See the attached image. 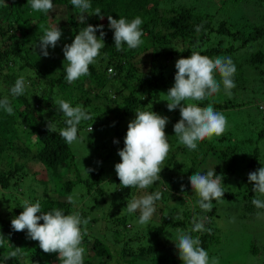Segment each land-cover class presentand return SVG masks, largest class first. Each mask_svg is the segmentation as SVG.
<instances>
[{"label": "trees", "instance_id": "trees-1", "mask_svg": "<svg viewBox=\"0 0 264 264\" xmlns=\"http://www.w3.org/2000/svg\"><path fill=\"white\" fill-rule=\"evenodd\" d=\"M52 2L54 11L45 14L33 11L28 0H0V100L7 97L14 110V114L9 115L0 109V161L4 159L3 156L8 158L7 166H0V200L4 206L3 214H0V241H3L0 244V264H59L58 253L43 252L38 241L27 238V230L20 232L13 230L11 220L23 211L21 206L24 200L30 203L39 201L44 212L52 209H60L64 214L78 212L82 219L89 221L86 226L81 225L82 231L91 228V222L101 219V217H91V214L89 217V212L97 208L101 198L102 201L110 203L111 207L102 212V219L110 225L115 237L108 238L106 242L101 238L90 236L86 231L82 240V246L85 248L84 264H110V260L115 264H119V260L128 264H182L176 254L175 242L174 246L168 245L169 239L175 240L176 237H168L167 234L161 233L165 236L161 239L159 235V232L165 228L199 237L200 246L208 251L210 245L216 244L217 228L214 219L218 216L216 207L218 202L213 200L211 211H203L197 203L198 196L192 192L189 178L196 171L206 174L209 169L214 168L217 175H222L221 167L228 169L235 161L237 145L233 142L231 150L229 146L221 147L225 140H229V135L228 137L222 135L201 141L207 145L206 148L195 154L191 152V155L190 150L178 143L173 126L180 119L179 108L169 111L165 100L167 98L165 93L174 83L176 61L168 72L166 63L172 58L177 60L188 57L192 51L216 58L233 55L235 50L246 49L244 68L248 71L251 68L252 70L248 76H241L236 67L233 77L236 86L231 90V98L220 100L221 92L226 95L222 89L214 96L197 102L201 107H206L211 102L214 110L218 112L228 111L230 108H243L247 103L245 91L252 93L263 84L258 72L262 71L264 64V24L252 21L247 26L246 19L224 18L210 12L206 7L197 9L196 6L181 0H90L92 5L90 12L99 8L104 17L100 19L95 14H85L86 22L81 23L79 11L71 5V0H52ZM223 3L221 7H224ZM255 3L258 12H261L264 3L259 0ZM109 15L115 19L124 17L128 21L139 16L143 20L140 26L143 43L136 49H128L125 44L122 46V51H117L114 45V30L108 26ZM87 24L104 26L105 47L100 50L96 62L89 66V75L68 83L64 71L67 63L59 66L54 62H44L37 53L40 49L39 38L43 35L40 26L50 28L58 25L62 30L58 42L70 44L79 30ZM197 26H201L199 32L196 31ZM96 35L99 37V30ZM178 44L181 45L179 48ZM109 67L112 72H108ZM46 68L58 69L59 73L51 75L46 72ZM144 72L146 73L143 74ZM215 75L220 81L219 74ZM19 77H23L28 85H25L26 91L23 95L13 96L10 90ZM249 78L254 81L250 82ZM117 79L121 81V86L114 88L111 97L109 87L113 80ZM122 88L127 89V93H123ZM254 92L262 96L255 101L254 106L258 108L264 120V92L259 90ZM117 96L121 101L111 110L116 114L111 115L112 118L108 123H116L120 128L116 135L110 138L107 151H103L101 158L104 160L117 156L120 161L118 150L124 147L127 132L125 123L129 117H136V111L156 110L158 114L168 117V125L166 124L164 130L170 144V153L162 165L161 179L147 189L121 187L116 171L109 178L115 180L117 188L106 187L101 178L105 164H100L99 167L93 166L90 168L92 171L82 178L70 146L59 135V130L66 127L65 117L57 110L54 101L63 99L74 107L79 105L93 117L78 125L77 136H79V128L82 124L87 130L91 125L92 128L94 126L95 129L90 132L93 133L97 130V125L93 123L96 119L107 120L106 110L112 102H116ZM96 100L104 103L97 107L99 113L93 105ZM48 122L56 125V133L48 131ZM88 144L95 145L92 140H89ZM17 154L21 159L16 160ZM252 159L255 161V156ZM28 160H34L46 170L47 178L51 180L57 197L35 199L19 189L28 181L26 179L28 172L35 175L34 179L38 175L37 172L27 169ZM217 160L220 162L216 163ZM69 162L75 176L62 181L65 170L60 169ZM254 163L249 160L244 162L243 175L237 185L239 189L245 184L249 185L248 174L256 171ZM222 181L221 186L225 193L220 201L238 197L242 202L240 203L243 207L242 215L251 213L255 207L252 200L258 198L254 191L250 189L235 193L225 187L226 183ZM41 182L45 184V181L41 180ZM77 185H81L83 194L91 193L95 198L89 208L81 206L79 211L73 209L74 202H69L68 199ZM182 186L184 191H181ZM11 190L15 193L10 194ZM155 192H159L161 198L155 202L156 211L150 220L156 222L154 234L151 235L149 228L146 229L148 225L141 231L138 229L136 234H130L129 220L135 216L139 219V213L129 214L126 208L127 201ZM169 200L177 203L168 206ZM175 205L181 209V217L174 216ZM260 210L264 211V209ZM194 218L197 221L202 220L205 228L211 230L210 233L192 232ZM40 223L43 221L41 220ZM119 234L126 237L128 235L129 238H147V240L135 251L129 246V242L118 239L116 235ZM159 241L164 243L163 248L157 247L156 243ZM17 248H19L18 256L6 260V255ZM261 250H264V239L261 241L256 239L255 247L251 248V252L260 255ZM261 258L264 261V255Z\"/></svg>", "mask_w": 264, "mask_h": 264}, {"label": "clouds", "instance_id": "clouds-1", "mask_svg": "<svg viewBox=\"0 0 264 264\" xmlns=\"http://www.w3.org/2000/svg\"><path fill=\"white\" fill-rule=\"evenodd\" d=\"M31 9L36 12L48 14L54 11L52 0H28ZM71 5L80 14V22H86L85 14L97 15L103 19L101 10L96 8L90 12L92 5L90 0H71ZM109 28L114 30V45L117 51L123 50V45L128 49H136L143 41V33L140 26L143 20L137 16L131 21L124 17L119 19L108 17ZM43 35L39 38V48L44 57L49 55L48 48H55L61 38L62 30L57 26L44 28ZM102 24H87L79 30L70 44L63 47L64 66L66 81L72 83L77 79L89 75V66L96 62L100 56V50L105 47ZM201 26H197L199 32ZM100 31L99 37L96 32ZM176 73L174 85L171 86L166 95L167 108L169 111L179 108L180 119L174 124V135L178 137V143L184 145L188 150L194 151L198 142L213 137H221L226 131L228 121L223 113L215 111L210 102L206 107H201L197 102L206 100L221 91V85L226 95L231 97V90L236 86L234 74L236 67L230 57H216L215 59L192 51L188 57H181L175 62ZM108 72H112L109 67ZM219 74L220 81L215 74ZM13 96L23 95L26 91L23 77L16 79L11 88ZM183 102V103H182ZM57 110L65 117L66 127L59 130L60 137L67 145H72L78 140V125L82 121L91 120L93 117L81 106H72L66 100L54 101ZM0 109L7 114H14L13 107L7 97L0 100ZM134 120L130 121L124 138V147L118 150L120 162L115 164V171L119 178L121 187L147 189L154 182L161 179L162 165L170 151V144L165 133L168 117L162 116L154 111H136ZM47 129L56 133V125L49 123ZM92 125L88 133L92 132ZM118 142V141H114ZM92 169H87V172ZM192 192L198 196L199 207L207 212L211 211L212 201L219 202L224 198V189L221 186L222 176L217 175L214 169H209L206 174L196 171L189 178ZM248 180L254 182L253 191L264 196V167L248 174ZM181 191H184L183 186ZM161 198L159 192L145 194L138 198L127 201V212L129 214L139 213L138 222L148 223L155 211V202ZM69 202L72 198L69 197ZM252 204L258 209H264V200L254 198ZM23 211L11 220L14 231L27 230V238L38 241L39 247L45 253H58L59 264H84L85 248L82 246L83 236L86 228L82 231L81 225H87L88 219H82L78 212L64 214L60 209H52L44 212L41 210L39 201L30 203L28 200L22 202ZM264 215L257 213V216ZM43 223H40V221ZM192 232H209L203 221L193 219ZM178 250L179 259L183 264H218V260L209 258L208 252L201 247L199 237H193L187 233H179L174 240ZM3 241H0L2 244ZM19 254V248L10 251L5 259H12Z\"/></svg>", "mask_w": 264, "mask_h": 264}, {"label": "rangeland", "instance_id": "rangeland-1", "mask_svg": "<svg viewBox=\"0 0 264 264\" xmlns=\"http://www.w3.org/2000/svg\"><path fill=\"white\" fill-rule=\"evenodd\" d=\"M182 2L192 4L193 6H196L197 9L201 8L203 9L206 7L210 12L215 13L218 16L222 17H228L231 20L232 19H246L248 20L246 22L247 26L252 23L257 24H264V8L261 12H258V7H256V3L258 0H181ZM260 2L264 3V0H259ZM223 3L221 7V4ZM200 4V5H199ZM202 5V6H201ZM221 7V8H218ZM218 8V9H217ZM217 9V11H216ZM66 38V37H65ZM65 43L64 42H58L55 48L49 47L48 52L49 55L47 57H44L41 54V50H38V54L40 58L46 62H54L55 64L62 66L67 63V61H64V53H63V47ZM181 45L178 44V48ZM247 52L246 49H239L235 50L233 55H225L224 57H230L233 63L235 64V67H238L239 75L241 76H248L252 68L248 71L246 68H244L245 64V53ZM142 59V56H141ZM215 59V57H213ZM176 61V58L169 59L166 63L167 72L170 70V68L173 66L174 62ZM46 72L50 73L51 75H57L59 73L58 69L50 70L49 68H46ZM243 72V74H242ZM258 72V71H257ZM144 72L143 74H145ZM259 73V79L263 80V84L258 87V90L260 92H264V64L262 65V71ZM250 82H253L254 80L252 78L248 79ZM25 85H28V83H25ZM174 85V83H172ZM171 85V86H172ZM121 81L119 79L113 80L112 85H110L109 88L111 90L109 91V94H114V88L120 87ZM223 87L221 88V90ZM123 93H127V89H123ZM254 90V91H258ZM248 92L245 91L246 95V105L243 108H230L228 111H219L223 113V115L226 117L228 121V125L226 128V131L224 132V136L228 137L229 140H225L220 146L223 148H227L229 146L231 150V145L233 142H236L237 150L235 151V161L232 163L231 167L226 169L225 167H221L223 170L220 172L222 175V182L226 183L225 187H228L229 190H232L236 193V191L244 192L249 191L250 189L253 190L254 182H250L249 185L245 184L240 189L237 186L238 182L240 181L242 175H243V169H244V162L250 161L255 162L254 165L256 166V170L260 167H264V120L262 116L260 115V111L257 107L254 106V103L256 100L261 99L262 96L259 94H255L256 92ZM232 92V91H231ZM254 93V94H253ZM220 100H226L231 97L228 95H223L222 92L219 94ZM121 98L119 96L116 97V102H112V104L109 105L108 109L106 110L108 114V118L105 121L104 119H96L93 123L97 125V130H95L93 133H88V130L85 128L84 124L79 128V136L78 140L74 142L70 146L71 153L73 155L74 161L76 163V166L78 167L80 174L82 175V178H85L87 176V169L94 167H99L100 164H105V171L103 172L101 178H103L104 185L106 187H112L117 188V183L114 179H110L109 177L112 175V173L115 171V164L120 162L119 157L113 156V158L110 159H103L101 158V155L103 154V151H107V145L110 141V138L116 135V132L120 128V126H117L116 123H108L110 118H112L111 115L116 114V112L111 111L113 108L117 106V102H120ZM104 103L101 100H96L94 102V107L96 108V112L99 113V109L97 107L103 105ZM157 113L156 110H152ZM180 116V111L178 113ZM111 116V117H110ZM135 116H131L128 118L126 124V128L128 127V124L130 121L134 120ZM263 120V121H262ZM112 122V121H110ZM168 125V122H167ZM89 128V127H88ZM95 127L93 126V130ZM215 138V137H213ZM212 138V139H213ZM232 139V140H230ZM92 140L94 141L93 146H90L88 144V141ZM208 140V139H205ZM207 145H205L202 142H198V147L194 151H190V154H195V152H198L202 149H205ZM218 149L219 146L217 145ZM116 153V152H115ZM170 153V151H169ZM168 153V154H169ZM180 155V154H179ZM253 156H255V161H253ZM4 159H1L0 166L6 167L8 158L3 156ZM248 157V158H247ZM72 158V159H73ZM21 159L19 154L16 156V160ZM220 160L216 163H219ZM70 164V165H69ZM69 164H65L60 169L61 171L65 170V173L62 174V181H65L67 179L73 178L75 174L72 172V165L69 162ZM27 169L31 171L37 172L38 175H35L32 172H28V176L26 179L28 181L25 184H22L20 190H24V193L29 197H34L35 199H45V198H55L57 197V192L54 190V186L47 178L46 170L37 162L34 160H28L26 163ZM67 168V169H66ZM255 168V167H254ZM41 180L45 181V184L41 182ZM32 181V182H30ZM30 187H33L30 189ZM84 190L81 188V185H77L71 194L72 201L74 202L73 209L75 211H79L82 207H90L92 205V201L95 200L94 195L91 193H84ZM11 193H15L13 190L10 191ZM256 197H258L261 200H264V196H260L258 193H254ZM21 198V196H19ZM63 199H67L66 197H63ZM177 202L173 200H169L167 202L168 206H172L173 204H176ZM242 203L238 197H233L231 200H222L216 203L218 216L214 219L215 226L217 228V239L216 244L210 245V249L207 251L209 254V258L215 257L218 260V264H263L264 261H262V257L264 255V250H261L260 255H254L251 252V248L255 247V240L258 239L261 241L264 239V215L257 216V213L264 214V211L257 209L254 207L251 213H246L245 215H242ZM109 202L100 201V204L97 206L95 210L92 212H89V217L91 214V217H101L99 221L91 222V228L87 229L86 231L89 233L90 236L101 238L102 240L106 241L108 238H114L113 231L110 229V225H107L104 220L102 219V212H105L111 205H109ZM175 209V217H181V209H179V206L175 205L173 208ZM4 206L0 200V214H3ZM129 223L131 224V227L129 225V233L134 235L136 234V231L140 229L149 228L151 231V235L154 234V230L156 228V222L149 221L146 224H140L138 222V217H132L129 220ZM167 234L168 237H177V235L180 232V230H174L172 228H165L164 230H161L159 232V235L161 239L164 236V234ZM166 235V236H167ZM120 241H126L129 242V246H131L135 251L138 249L139 246L145 244V241L147 238H140L136 239L135 237L129 238L128 235L122 236V234L116 235ZM108 241V240H107ZM106 241V242H107ZM152 241V240H151ZM153 242V241H152ZM157 244L158 248H163L164 243L162 241H159ZM168 245L174 246V240L173 238L169 239ZM167 245V246H168ZM112 251L113 247H111ZM178 255V250L176 251ZM114 253V252H113ZM114 256H117L114 254ZM116 260V258H114ZM118 262V260H117ZM124 263L122 260H119V264ZM53 264V263H52ZM110 264H115L113 260H110ZM128 264V263H124ZM183 264V263H182Z\"/></svg>", "mask_w": 264, "mask_h": 264}]
</instances>
